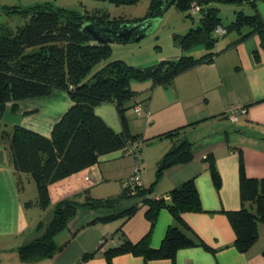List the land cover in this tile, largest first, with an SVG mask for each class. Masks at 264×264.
<instances>
[{"label": "crops", "instance_id": "1", "mask_svg": "<svg viewBox=\"0 0 264 264\" xmlns=\"http://www.w3.org/2000/svg\"><path fill=\"white\" fill-rule=\"evenodd\" d=\"M2 1L6 0H0V8L51 2L80 11L105 9L100 5L103 0H10L1 6ZM257 7L264 17V0L258 1ZM228 34L219 39L217 44L223 50L212 61L201 62L179 74L169 85L151 88V81L133 83L140 97L146 100L141 114L133 109L127 111L131 132L151 139L141 149L142 183L152 188V195H166L175 186L193 179L204 211L185 212L183 219L209 249L203 246L181 248L174 261L170 258L145 260L129 252L114 256L112 264H264V224L259 227L256 243L243 252L235 246L236 233L226 213L242 206L240 149L247 176L264 178V48L258 34L236 43L233 42L240 33ZM204 51V47L199 46L187 52L201 55ZM182 54L179 49L171 58L178 59ZM160 60L163 59L153 61ZM72 104L69 93L62 89H54L45 96L21 99L15 106L12 102L7 104L0 121V264H108L104 250L122 244L123 237L137 242L151 229L150 244L159 247L174 222L172 213L163 207L151 227L147 205L142 204L129 218L104 219L137 205L138 199L128 197L114 208L81 209L67 228L55 235L59 248L52 256L21 258L19 248L45 232L58 202L74 196L81 200L87 195L118 197L123 193L122 182L139 167L135 156L122 150L103 155L95 164L51 184V202L46 209L26 206V201L37 195L36 184L30 174L21 173L22 186L19 185L11 154L1 142V133L20 125L51 136L53 126ZM231 105L246 107L237 121L226 115ZM95 111L116 131L122 130L115 104L104 102L96 106ZM183 126L186 128L175 137L194 142L195 157L168 168L155 182L157 162L174 144L172 138L160 135ZM209 153L215 155L221 175L219 188L204 158ZM99 187L101 189L97 190ZM121 225L122 230H119ZM103 237H107V241L104 248L99 249ZM86 253L95 255L82 260Z\"/></svg>", "mask_w": 264, "mask_h": 264}, {"label": "trees", "instance_id": "2", "mask_svg": "<svg viewBox=\"0 0 264 264\" xmlns=\"http://www.w3.org/2000/svg\"><path fill=\"white\" fill-rule=\"evenodd\" d=\"M108 1L124 5L139 0ZM258 1L150 0L146 16L130 20L112 17L106 8L80 11L58 7L51 2L26 7H2L0 12L17 14L24 22L15 28L0 26V121L8 103L12 102L15 106L21 99L49 95L54 89L67 91L73 101L72 106L53 126L51 136L20 125L1 133V142L11 154L19 185L22 186L21 173L30 174L35 181L37 195L35 199L27 200L26 206L35 205L46 209L51 202V184L95 164L103 155L125 151L134 141L137 144L133 154L142 164V146L151 139H145L141 133H132L129 127L127 111H135L136 106L142 107L146 100L140 97V91L133 87V83L151 81V88L169 85L179 74L201 62L212 61L223 50L217 44L219 39L234 30L240 36L233 43L258 34L264 48V17L258 10ZM170 2L188 17H193V11L198 14L196 27L185 33L174 34V41L183 52L178 59L134 65L122 58H111L112 43L94 40L91 33L83 28L87 21L110 27L112 30L103 32L102 36L112 37L114 42L122 43L123 38L118 37L116 32L122 24L160 16ZM228 3L237 4V9L232 21L224 24L219 4ZM218 26L226 29L224 35L217 34ZM199 46L205 49L200 56L187 52ZM255 57L258 59V52H255ZM104 102L115 104L121 119V131H116L96 113V106ZM184 128L186 126L177 127L160 135L172 138L174 144L158 160L155 182L168 168L195 157L194 142L176 138ZM239 151L242 206L226 213L236 233L235 246L245 252L256 243L259 227L264 224V178L247 176L242 150ZM204 158L219 188L221 175L215 155L209 153ZM166 195L170 198L166 199L165 194L152 195V188L143 184L134 188L123 186V193L114 198H95L90 195L84 200L78 196L65 198L56 204L53 218L45 232L19 248L21 258L28 260L52 256L59 248L55 235L67 228L81 209L114 208L128 197L138 199L137 205L104 219L129 218L142 204L147 205L146 214L151 227L163 207L172 213L174 222L168 227L159 247L150 244L151 229L137 242L124 235L122 244L104 250L108 264H112L114 256L129 252L141 255L145 260L170 258L174 261L181 248L203 246L209 249L183 219L185 212L204 211L195 181L190 179L183 182ZM118 229L122 230V225ZM106 241L107 237H103L99 249L104 248ZM94 255L86 253L82 260Z\"/></svg>", "mask_w": 264, "mask_h": 264}, {"label": "rangeland", "instance_id": "3", "mask_svg": "<svg viewBox=\"0 0 264 264\" xmlns=\"http://www.w3.org/2000/svg\"><path fill=\"white\" fill-rule=\"evenodd\" d=\"M9 1L10 0L2 1L1 6H3V2L8 3ZM100 5L109 10L112 17L117 16L130 20L146 16L150 0H139L136 3L124 5H116L110 3V1L107 2L103 0L100 1ZM219 6L221 7L220 16L223 23L229 24L233 19L234 10L237 9V4L228 3L219 4ZM245 8L246 10L249 9L247 7ZM0 10H2V8H0ZM22 22H24L23 18L17 14L0 12V26L8 25L11 28H15L18 24H22ZM197 25L198 14L196 12L193 11V17H188L186 13L173 5L164 13L157 29L147 37L139 41L131 40L128 43H112L111 58H122L134 65L137 63L155 62L153 60H158L160 57L161 59H172L171 57H173V54L179 51V48L174 41V34L185 33L190 28L196 27ZM233 34H236V31H233ZM220 41L221 40L218 42ZM195 55L200 56V53ZM104 61L101 64H103ZM128 155L134 157L133 154ZM33 183H35L34 180ZM96 189H101V187Z\"/></svg>", "mask_w": 264, "mask_h": 264}, {"label": "water", "instance_id": "4", "mask_svg": "<svg viewBox=\"0 0 264 264\" xmlns=\"http://www.w3.org/2000/svg\"><path fill=\"white\" fill-rule=\"evenodd\" d=\"M172 6V2L168 3L166 9L164 12L157 17H148L146 19H143L141 21H135V22H127L125 24H122L120 28L116 31L117 36L123 38V43H128L131 40L139 41L148 35H150L153 31L157 29L159 26L162 17L164 13ZM83 28L87 31H89L96 41H102V42H114V39L112 37L104 38L102 36V33L105 31H111L112 29L107 26H100L97 25L91 21H87ZM134 38L132 39V37Z\"/></svg>", "mask_w": 264, "mask_h": 264}, {"label": "built area", "instance_id": "5", "mask_svg": "<svg viewBox=\"0 0 264 264\" xmlns=\"http://www.w3.org/2000/svg\"><path fill=\"white\" fill-rule=\"evenodd\" d=\"M225 33H226V29L223 26H218L217 34L224 35ZM245 108L246 107L241 106V105H231L227 109L226 115H227V117H229L230 120L237 121L239 119V114L245 112ZM135 111L138 114H141L142 113V107L141 106H136ZM136 144H137L136 141H134V143L131 146H129L124 152H126L128 154H133V149L136 146ZM138 165H139V167L133 173V175L122 182L124 187L134 188V187L143 185L142 179H141V176H140L141 163H138ZM87 179H88V177H87ZM165 198L168 199V198H170V196L169 195H165ZM102 241H103V239L101 240V242Z\"/></svg>", "mask_w": 264, "mask_h": 264}]
</instances>
